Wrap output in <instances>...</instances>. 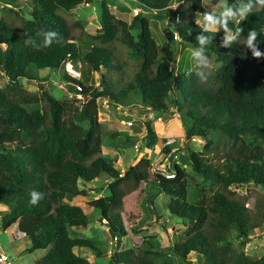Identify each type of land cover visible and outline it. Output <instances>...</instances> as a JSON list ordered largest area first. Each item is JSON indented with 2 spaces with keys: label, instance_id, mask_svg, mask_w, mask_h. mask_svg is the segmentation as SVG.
<instances>
[{
  "label": "trees",
  "instance_id": "trees-1",
  "mask_svg": "<svg viewBox=\"0 0 264 264\" xmlns=\"http://www.w3.org/2000/svg\"><path fill=\"white\" fill-rule=\"evenodd\" d=\"M130 1L143 12L166 13L173 28L172 42L177 33L184 44L199 47L195 37L203 27L194 14L203 18L209 11L202 0ZM241 2L228 0V5ZM83 3L0 0V67L7 79L0 86V204L7 208L0 211L2 229L17 224L30 242L29 252L47 250L32 264H92L76 249H87L97 259L107 257L97 242L70 235L69 229L87 226L90 217L67 201L88 196L89 185L104 174L111 179L110 194L94 198L89 205L100 210L117 243L127 236L120 211L123 195L148 181V174L131 169L122 178L104 156L103 138L120 135L106 131L98 120V100L104 98L145 115L166 119L177 114L186 139L206 141L201 150L187 148L185 162L203 183L217 186L205 192L200 183L191 185L192 178L178 164L170 170L172 177L156 174L157 190L169 198L167 213L185 226L180 241L162 247L155 237H145L139 246L111 252V264H264V253L252 258L244 250L251 232L264 226V204L253 213L231 190L248 184L264 187V57L254 58L245 46L249 30L255 29L258 47L264 52V8L254 7L239 25L229 21L233 31L243 28L230 48L220 46L225 34L204 33L212 38L206 54L215 65L201 83L196 68L180 72L179 64L160 56L147 18L136 15L131 23L115 18L102 0L101 26L92 33L85 30L82 19L67 17ZM41 31L57 32L59 43L44 47L43 37L37 35ZM28 37L39 49L25 44ZM66 61L86 69L83 82L64 70L59 77L72 92L88 98L80 107L60 101L46 89L28 90L22 83L37 82L41 78L36 70H56ZM101 69L105 73L94 87L90 73ZM76 85L82 89L78 91ZM76 124L84 125L86 133L78 131ZM143 126L152 150L159 137L148 117ZM177 147L174 141L162 152ZM214 157L220 161L215 163ZM126 183H130L128 190L123 189ZM33 190L43 194L35 205L30 203ZM149 202L155 219H161L153 201ZM190 253L195 254L194 262L188 259Z\"/></svg>",
  "mask_w": 264,
  "mask_h": 264
},
{
  "label": "rangeland",
  "instance_id": "rangeland-1",
  "mask_svg": "<svg viewBox=\"0 0 264 264\" xmlns=\"http://www.w3.org/2000/svg\"><path fill=\"white\" fill-rule=\"evenodd\" d=\"M101 1L92 0L89 6L79 5L73 11L67 13V17L72 20L82 19L85 30L95 33L101 26ZM103 1L110 7L115 18L124 19L128 23H131L134 19V10L137 9L138 19L145 17L150 22L154 39L160 47V56L163 59L179 64L177 68H179L180 72H184L188 68H196L191 58V52L194 49L181 42L179 37H173L175 42L170 40L169 36L173 28L171 19L166 16V13H157L155 11L143 12L140 7L134 6V3L130 0ZM224 3L228 4V0H202V6L210 12L214 8L217 12L221 11ZM175 6H172V10L175 9ZM188 8L190 10L189 5ZM194 17L196 23L203 27V18L201 15L195 13ZM134 26L138 28L137 22L134 23ZM218 31L225 34L223 29H219ZM214 65L212 63L211 67ZM85 70V68L82 69V71ZM36 72L41 80L37 82L22 80L26 89L37 92L46 89L60 101L71 102L77 107H80L82 102H87L88 98L72 92L65 83L63 84L60 81L59 77L63 73L62 68L56 70L39 69ZM101 73H105V69H101V72L90 73V83L92 86H98L99 79L102 75ZM6 82L7 79L3 75L2 68L0 67V85L4 86ZM98 101L100 104L98 120L104 125L106 131H114L120 134L119 137L117 136L113 139L107 136L103 138L104 156L114 166L121 167V170L123 172L125 171V174L130 173L131 169H144L148 174V181L141 182L136 189L123 195L120 211L127 236L123 238L121 243H117L112 238L106 222L103 221L100 210L93 209L89 205L90 201L94 198L100 195L105 196L110 194L108 184L111 182V179L106 175L102 174L89 185L88 196L67 200L70 204L80 206L90 217L87 226L69 229L70 235L75 238H85L97 242L98 246L106 251L107 257L97 259L87 249H76L75 251L79 255L85 256L92 264H110L108 257L111 252L131 246H139L145 237H155L162 247H167L180 241L185 226L171 218L169 213H167L166 203L169 198L157 190L153 182L156 174L169 175L171 174L170 170L172 167L178 164L182 165L187 174L192 178L191 185L200 183L202 188L205 189V192L216 190L217 186L213 185L210 187L209 184L203 183L185 162L183 157L186 149L201 150L206 144V141L198 137L189 140L186 139L180 118L177 114H173L169 118L164 119L162 116L142 114L141 111L137 112L136 109L124 108L123 106L116 107L108 103L104 98H100ZM147 117L152 121V126L159 137L157 145L152 150L147 147L148 140L145 138L146 130L143 126V122ZM129 121L132 123L131 125L128 124ZM76 129L83 134L87 131L84 125L81 124H76ZM174 141L178 142V147L175 148V152L171 151L170 153L164 154L162 148L166 144L173 143ZM213 160L215 163H218L220 157H214ZM121 177L123 178L124 175ZM126 184L124 185V190L130 188V183ZM94 186L98 189L95 188V190H92ZM114 186L118 187V185ZM231 190L235 192V199L244 204L253 213H256L260 205L264 204V187L248 184L231 188ZM149 199L153 201L154 204L152 206L161 219H155L156 215H154ZM0 241V249L9 256L12 264H32L47 252V250L29 252L27 249L30 247V242L24 236H21L18 241L10 242L7 241L5 234L1 233ZM244 250L252 258H259L264 253V226L251 232V236ZM188 259L194 262L195 254L190 253Z\"/></svg>",
  "mask_w": 264,
  "mask_h": 264
},
{
  "label": "clouds",
  "instance_id": "clouds-1",
  "mask_svg": "<svg viewBox=\"0 0 264 264\" xmlns=\"http://www.w3.org/2000/svg\"><path fill=\"white\" fill-rule=\"evenodd\" d=\"M257 6L264 8V0H247V2H243L242 0L239 5L231 6L227 3H224L222 5V10L219 12H217L214 8L211 12L205 11L203 13V30L195 37L199 47L192 50L191 52V58L194 61L196 67V76L199 78L201 83L207 80L208 75L210 74L207 70L211 67L209 57L206 54V46L211 43L212 38L204 35V33L216 32L222 28L225 35L220 46L230 48L233 42H237L239 40L243 32V28L237 26L233 31L228 27L229 21H235L236 24L239 25L242 21L249 17L254 7ZM37 35L43 37L44 47L50 46L53 41L59 43V34L55 31H41L38 32ZM258 35L259 33L255 29H250L245 44L247 49L251 50L252 56L256 59L264 57V52H262L258 47ZM25 44L31 45L37 49L40 47V45L37 44L36 41L31 37H28L25 40ZM42 198L43 194L36 192L35 190L30 193V203L33 205L37 204Z\"/></svg>",
  "mask_w": 264,
  "mask_h": 264
},
{
  "label": "built area",
  "instance_id": "built-area-1",
  "mask_svg": "<svg viewBox=\"0 0 264 264\" xmlns=\"http://www.w3.org/2000/svg\"><path fill=\"white\" fill-rule=\"evenodd\" d=\"M89 6V3L88 2H85L83 3V6ZM2 7V5L0 4V8ZM176 8V6H175ZM174 11V10H172ZM134 14L135 16L138 15V10L135 9L134 10ZM179 20V16L176 15L175 17V21H178ZM174 37L175 38H178V35L177 33H174ZM63 70L64 72L70 77V78H73V79H76L80 82H83L84 80V74H83V71L81 69V65L78 63V64H74L72 61H66L64 64H63ZM76 89L78 91H80L82 88L80 85H76ZM129 125H131L132 123L129 121L128 122ZM172 152H175V148L172 149ZM124 173L122 170L120 171V176H122ZM166 177H172L171 174L169 175H165ZM0 264H12L9 256L7 254H5L1 249H0Z\"/></svg>",
  "mask_w": 264,
  "mask_h": 264
},
{
  "label": "crops",
  "instance_id": "crops-1",
  "mask_svg": "<svg viewBox=\"0 0 264 264\" xmlns=\"http://www.w3.org/2000/svg\"><path fill=\"white\" fill-rule=\"evenodd\" d=\"M115 166L119 170L122 169L121 167L119 168L117 165H115ZM6 209L7 208L3 207L0 204V211H5ZM1 233L5 234L7 241H10V242L18 241L20 239V237L23 236L21 234V232L18 230L17 224H13L10 227H8L7 229L3 230L2 227H1V218H0V234ZM0 244H1V241H0Z\"/></svg>",
  "mask_w": 264,
  "mask_h": 264
},
{
  "label": "water",
  "instance_id": "water-1",
  "mask_svg": "<svg viewBox=\"0 0 264 264\" xmlns=\"http://www.w3.org/2000/svg\"><path fill=\"white\" fill-rule=\"evenodd\" d=\"M85 2H88V3H90V2H92V0H85ZM107 227H108V229H109V224H107ZM109 232L111 233V229H109ZM112 238H114V236L112 235ZM112 262L110 261V264H111Z\"/></svg>",
  "mask_w": 264,
  "mask_h": 264
}]
</instances>
